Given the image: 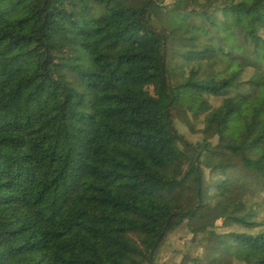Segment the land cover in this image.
Instances as JSON below:
<instances>
[{
    "label": "trees",
    "instance_id": "trees-1",
    "mask_svg": "<svg viewBox=\"0 0 264 264\" xmlns=\"http://www.w3.org/2000/svg\"><path fill=\"white\" fill-rule=\"evenodd\" d=\"M164 26L187 27L205 47L179 59L180 89L223 98L204 140L245 113L232 146L200 151L177 137L180 101L161 75ZM122 80L137 91L117 94ZM262 145L264 0H0V264L151 263L178 229L194 237L176 245L191 257L218 221L220 264H264V217H237L264 205V190L247 199L240 178L223 180L207 224L195 222L201 203L194 209L202 155L222 172L240 154L264 180V152L254 156Z\"/></svg>",
    "mask_w": 264,
    "mask_h": 264
},
{
    "label": "rangeland",
    "instance_id": "rangeland-1",
    "mask_svg": "<svg viewBox=\"0 0 264 264\" xmlns=\"http://www.w3.org/2000/svg\"><path fill=\"white\" fill-rule=\"evenodd\" d=\"M130 0H125V2ZM141 1V0H139ZM150 1V0H149ZM226 3L229 0H225ZM224 9L221 7L220 10ZM227 13V12H226ZM244 20L247 18L243 17ZM164 32L167 35L165 42V50L163 53L165 59V83L168 84V87L173 90V93L179 98L178 106L176 111L172 114V128L175 130L177 137L179 139H184L188 144L192 146L199 147L200 151L209 150L213 151V148L217 145L220 146H232L235 143L238 133L242 131L243 123L245 122V113H236L228 122V128L222 132L221 135L210 138L206 136L204 140L203 124L206 122L212 115V111L220 106L222 99L216 98L214 96L205 95L201 93H192L187 90L180 89V86H183L186 79L183 77L182 71L185 67L181 66L179 59L186 54L193 52H203L205 47L202 45V39L200 35L192 30L186 29L187 27H175L171 32L167 27L164 26ZM131 69V66L119 67L117 69V74L120 75L123 72ZM221 69V68H220ZM113 68L109 70L112 71ZM166 84V85H167ZM115 92L119 95H123L129 91H137L136 88L132 87L127 81L122 80L119 83H114ZM156 92L161 96V111L164 113L165 107L166 110L169 109V105L164 98L163 89L159 86L156 87ZM188 123V124H187ZM239 130V131H238ZM202 131V132H200ZM238 131V132H237ZM258 134V132L252 129L248 136L253 138ZM204 142L206 145H204ZM174 146L177 150L183 151L184 146L179 142H175ZM261 152H264V145L261 148L257 149L254 152V156L258 157L261 155ZM242 156L240 154L229 155V168L226 171L216 172L212 168H209V165L205 161V156L202 155V169L204 174V182L202 183V199H197V203L194 207L196 210L200 203L202 208L196 214V217L200 219H195L197 224H207L209 221L210 215V198L213 193V189L216 188L223 180H233L235 177H238L242 180V193L246 194L248 199H261V193L264 190V180H262L257 174L253 173L250 170H246L241 162ZM195 165L196 162L194 161ZM193 163V164H194ZM186 194L189 192L190 203L194 204V192L193 190H186ZM185 194V193H184ZM198 195L200 196V190ZM248 196V197H247ZM173 197L176 201L184 202L185 198L182 194L178 195L177 190L174 191ZM247 213H255L258 216V220L264 217V205H261L256 210L252 208H247L245 211L238 214L237 217H243ZM222 222L218 221L215 223L212 233L215 236H208L203 238V242L196 249H192L184 246L183 250H188L187 254H181L176 251V245L183 244L186 240L190 243L194 242V237L192 235L184 237L182 229L171 231L162 241L159 246V249L153 259V261L145 262L143 264H220L219 259L223 256L222 251V239L221 235L226 231L222 227ZM262 230L258 232L261 233ZM237 260H242L244 254L242 251L235 253ZM135 264H142V261L138 258L135 260ZM132 264V263H131Z\"/></svg>",
    "mask_w": 264,
    "mask_h": 264
},
{
    "label": "water",
    "instance_id": "water-1",
    "mask_svg": "<svg viewBox=\"0 0 264 264\" xmlns=\"http://www.w3.org/2000/svg\"><path fill=\"white\" fill-rule=\"evenodd\" d=\"M161 75H162L163 82H164V84H165V77H164L163 66H161ZM194 165H195V163H194ZM197 191H198V192H197V199H198V198H199V195H198V193H199V188H198Z\"/></svg>",
    "mask_w": 264,
    "mask_h": 264
}]
</instances>
